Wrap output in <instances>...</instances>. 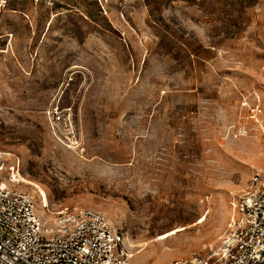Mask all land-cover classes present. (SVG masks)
<instances>
[{
  "label": "rangeland",
  "instance_id": "obj_1",
  "mask_svg": "<svg viewBox=\"0 0 264 264\" xmlns=\"http://www.w3.org/2000/svg\"><path fill=\"white\" fill-rule=\"evenodd\" d=\"M244 100L264 108V0H0L2 183L103 212L130 264L218 244L264 169Z\"/></svg>",
  "mask_w": 264,
  "mask_h": 264
},
{
  "label": "built area",
  "instance_id": "obj_2",
  "mask_svg": "<svg viewBox=\"0 0 264 264\" xmlns=\"http://www.w3.org/2000/svg\"><path fill=\"white\" fill-rule=\"evenodd\" d=\"M94 1L103 11L110 0ZM242 105L249 119L264 114L260 103L244 100ZM49 115L52 125L72 126L71 107H54ZM248 130L239 125L234 135ZM6 166L0 152V264H130L124 234L103 212L74 204L53 216L48 208L41 213L29 190L2 183ZM231 205L215 248L163 264H264V169L252 172Z\"/></svg>",
  "mask_w": 264,
  "mask_h": 264
},
{
  "label": "bare ground",
  "instance_id": "obj_3",
  "mask_svg": "<svg viewBox=\"0 0 264 264\" xmlns=\"http://www.w3.org/2000/svg\"><path fill=\"white\" fill-rule=\"evenodd\" d=\"M55 15V14H54ZM51 23V22H50ZM49 25V24H48ZM250 120H257V119H250ZM6 170V169H5ZM40 210V212L42 213L43 212V210L40 208L39 209ZM173 214V213H172ZM175 214V213H174ZM130 256H132V254L130 253Z\"/></svg>",
  "mask_w": 264,
  "mask_h": 264
}]
</instances>
